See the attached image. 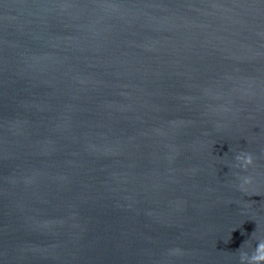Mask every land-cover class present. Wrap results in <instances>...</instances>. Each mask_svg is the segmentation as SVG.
<instances>
[{"label":"water","instance_id":"obj_1","mask_svg":"<svg viewBox=\"0 0 264 264\" xmlns=\"http://www.w3.org/2000/svg\"><path fill=\"white\" fill-rule=\"evenodd\" d=\"M262 239L264 0H0V264H240Z\"/></svg>","mask_w":264,"mask_h":264},{"label":"clouds","instance_id":"obj_2","mask_svg":"<svg viewBox=\"0 0 264 264\" xmlns=\"http://www.w3.org/2000/svg\"><path fill=\"white\" fill-rule=\"evenodd\" d=\"M235 161L236 163L233 167L247 171V169L254 164V157L250 153L241 152L235 156ZM239 178L241 180V183L239 184L240 191L248 193V186L253 183L252 177L243 176ZM261 262H264V239L258 241L255 250L251 255L242 252L240 256V264H261Z\"/></svg>","mask_w":264,"mask_h":264}]
</instances>
